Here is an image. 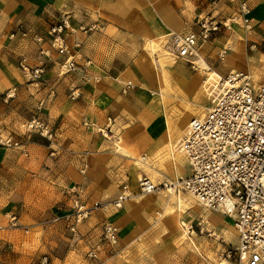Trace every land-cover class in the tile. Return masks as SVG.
I'll return each mask as SVG.
<instances>
[{"label":"crops","instance_id":"0c3cea01","mask_svg":"<svg viewBox=\"0 0 264 264\" xmlns=\"http://www.w3.org/2000/svg\"><path fill=\"white\" fill-rule=\"evenodd\" d=\"M241 2L249 9V29L238 18L231 21ZM207 15L225 26L199 46L203 66L192 69L164 55L170 34L197 35L198 20ZM61 17L76 66L64 74L65 56L51 46L49 33ZM22 60L43 67L39 80H29ZM233 70L247 73L255 86L264 82V0H0V264H41L42 256L48 264L89 263L86 251L100 242L105 222L118 228L119 239L116 254L103 264H144L142 241L173 236L160 234L158 223L199 208L190 204L181 213L165 190L140 195L138 179L159 183L189 173L178 150L196 117L183 126L180 115L203 116L215 99L211 80ZM33 119L43 134L24 130ZM20 159L54 185L59 216L41 214L40 205L16 193L19 186H3L5 170L17 169ZM72 186L89 209L76 235L66 220ZM123 192L129 197L115 207ZM206 214L221 232H236L231 218Z\"/></svg>","mask_w":264,"mask_h":264},{"label":"built area","instance_id":"2783aa9c","mask_svg":"<svg viewBox=\"0 0 264 264\" xmlns=\"http://www.w3.org/2000/svg\"><path fill=\"white\" fill-rule=\"evenodd\" d=\"M248 11L246 2H241L239 15L233 16L231 21L238 18L242 26L249 29ZM198 26L197 35L170 34L162 44L164 55L181 59L197 69L199 46L225 23L207 15L198 20ZM66 28L67 20L61 17L49 29L53 38L51 46L65 56L60 74L76 68L73 54L63 42L62 32ZM77 46L75 43L74 47ZM20 68L31 81L39 80L43 73L42 66L31 68L23 60ZM211 82L218 90L216 98L203 116L190 120L182 141L189 173L159 183L142 176L137 182L138 194L162 190L188 193L204 210L232 219L237 243L226 250V257H233L234 264H264V82L255 86L247 73L235 70ZM28 128L44 133V127L34 119L28 122ZM100 132L103 134L102 130ZM69 191L75 198L72 212L66 215L67 229L76 235V226L87 217L89 209L79 200L77 187L72 186ZM127 197L129 195L123 192L114 206L120 207L121 200ZM15 222L16 216L10 214L9 225L15 226ZM118 239V228L113 223H103L100 242L86 252L88 264H103L114 256ZM104 251L107 256L102 259L100 254ZM41 264H47L46 256Z\"/></svg>","mask_w":264,"mask_h":264},{"label":"rangeland","instance_id":"374dc122","mask_svg":"<svg viewBox=\"0 0 264 264\" xmlns=\"http://www.w3.org/2000/svg\"><path fill=\"white\" fill-rule=\"evenodd\" d=\"M23 128L24 130L29 129L28 122L24 124ZM3 178L5 188L13 186V184L19 186L16 193H20L27 202L40 205L42 208L41 214L49 213L50 218L61 214L59 206L62 203L59 201V197H56L59 193H57L58 191H56L54 185L42 176H34L23 159H20L17 169L12 171L6 169ZM68 192L72 196L70 201L72 209L75 196L73 197L69 190ZM21 203L19 201L18 204ZM198 207L199 212L188 210L186 213L179 214V217L175 213H170L171 218L167 224L160 221L158 229H161L162 232L159 233L165 235L169 231L173 236L171 240L142 241L141 251H139L142 253L141 261L144 264H234L233 257H226V250L236 244V239L233 240L231 236V233H236L233 227H228L227 230L221 232L219 226L209 220L208 217H203L207 215L208 211L201 206ZM165 213L169 214L168 211ZM46 257L48 264L49 257Z\"/></svg>","mask_w":264,"mask_h":264},{"label":"bare ground","instance_id":"6f19581e","mask_svg":"<svg viewBox=\"0 0 264 264\" xmlns=\"http://www.w3.org/2000/svg\"><path fill=\"white\" fill-rule=\"evenodd\" d=\"M199 64H201L202 66L204 65L202 62H199ZM200 65V66H201ZM218 92V90H216V86H215V84H213V86H212V88L210 89V91H208L209 93H212V94H214L215 95V98H216V94L215 93H213V92ZM161 94V93H160ZM206 98H208V99H210L209 98V96L208 95H206ZM162 106V105H161ZM163 107V106H162ZM197 116H202V114H198V113H190V114H188V115H186V114H183L182 116L180 115V118H182V119H180L179 118V120L180 121H178V122H180L183 126H185V124H187L188 123V121L192 118V117H197ZM165 117V116H164ZM150 125V124H149ZM165 125V124H164ZM161 127V126H160ZM157 129H159L158 127H157ZM163 130V129H162ZM157 131V130H156ZM151 133V132H150ZM159 133V132H158ZM146 135V134H145ZM145 138V137H144ZM145 142V141H144ZM150 142V141H149ZM152 143V142H151ZM147 144V143H146ZM139 145V144H138ZM129 146V145H128ZM171 150V149H170ZM181 154H183V150H182V144H180V147H179V150H178ZM127 153V152H126ZM140 157V156H139ZM142 162V161H141ZM150 162V161H149ZM145 166V165H144ZM147 166V165H146ZM175 170V169H174ZM158 172V171H157ZM161 173V172H160ZM164 175V174H163ZM177 177V176H176ZM168 192H170L169 194L172 196V197H175V199H176V204H177V206H178V208H179V210H180V212L182 213V212H184L185 211V209H188L189 207H190V204H194V206L195 207H197V206H200V204L196 201V199L195 198H193L191 195H189L188 193V195L184 192V193H180V192H182V191H179V193H177V194H175V193H173L172 192V190H168ZM183 195V196H182ZM131 196V195H130ZM132 197V196H131ZM193 206V205H192ZM199 208V207H198ZM205 214V213H204ZM223 216V215H222ZM210 220V219H209ZM218 220V219H217ZM181 221V220H180ZM206 221V220H205ZM208 221V220H207ZM185 223V222H184ZM183 228V227H182ZM222 228V227H221ZM177 231V230H176ZM183 232V231H182ZM183 234H184V232H183Z\"/></svg>","mask_w":264,"mask_h":264}]
</instances>
